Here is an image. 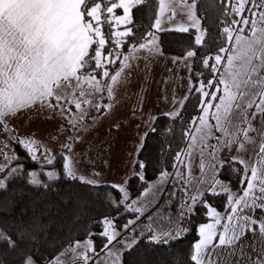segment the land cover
Listing matches in <instances>:
<instances>
[{"label":"snow or ice","instance_id":"6c2138e0","mask_svg":"<svg viewBox=\"0 0 264 264\" xmlns=\"http://www.w3.org/2000/svg\"><path fill=\"white\" fill-rule=\"evenodd\" d=\"M147 3L0 0V133L8 140L5 149L15 145L24 153L11 158L8 151L0 150V157L11 160L0 165V189L6 190L21 175L37 189H49L65 178L97 184L80 172L84 160L76 144L91 109L97 115L109 112L120 89L128 85L126 62L132 56L124 50L130 46L152 52L157 47L155 33L169 30L162 28L165 6L159 0L149 30L138 35L134 9L139 11ZM198 3L183 0L186 20L170 29L179 33L195 29L194 39L178 59L199 60L203 69L191 73L179 109L165 113L173 123L183 122L180 135L185 146L172 155L171 171L165 162L155 180H147L146 165L137 159L128 179L109 186L110 205L118 214L123 210L134 217L123 225L117 217L100 221L107 241L101 251L113 258L111 264H118L120 257L116 244L128 249L137 242L133 235L137 225L143 224L148 238L157 244H170L202 209L208 222L198 225V239L173 264H264V0H215V34L202 25L205 18L197 15ZM175 18L173 11L167 20ZM205 48L207 53L198 56ZM193 98L196 114L187 117L183 113ZM33 114L36 119L59 117L55 136L49 134L58 148L32 133H17L15 122ZM225 152L231 154L227 167L236 176L235 189L231 176L221 179L225 161L220 157ZM23 158L37 167L24 169L19 163ZM133 178L139 182L135 197ZM216 196L225 198L224 214L209 203ZM162 203L176 205L174 218L157 222L154 213ZM0 241L19 247L2 229ZM96 255L88 239L69 244L46 261L20 249L19 264H95Z\"/></svg>","mask_w":264,"mask_h":264},{"label":"trees","instance_id":"16d2710c","mask_svg":"<svg viewBox=\"0 0 264 264\" xmlns=\"http://www.w3.org/2000/svg\"><path fill=\"white\" fill-rule=\"evenodd\" d=\"M158 12L159 0H148V3L139 11L134 9L138 35L140 31L149 30L154 13ZM197 15L205 18L202 20V25L215 34L214 22L218 16L215 0H199ZM194 35L195 29H191L188 33H179L170 29L159 31L160 50L171 55L182 56L188 48V41L194 39ZM130 48L129 46L124 52ZM207 51L206 48L200 50L198 56L205 55ZM190 69V75L192 72L198 73L203 70L199 60L195 62L191 60ZM196 102L193 98L186 105L183 115L187 117L195 115L193 109ZM153 128L156 131H152ZM182 130L183 122L180 120L173 123L165 113L155 117L136 156V160L143 161L146 165L144 174L147 180H155L165 162L171 171L172 155L185 146L180 135ZM15 147L17 153L24 157L23 151ZM19 163L24 169L30 170L37 167L26 158L21 159ZM227 163L228 159L225 160V174L221 179L228 180L231 176L235 189L238 187L235 184L236 176L228 169ZM12 166L16 165L12 164ZM130 183L134 197L138 194L139 182L133 178ZM110 185L109 182L97 183L95 186L84 185L79 181L65 178L53 182L49 189H37L28 184L27 178L23 175L14 178L8 183L6 190L0 189V229L16 240L19 247L13 249L0 241V264H19L20 249L34 252L38 260L43 258V261H46L63 251L69 244L89 236L95 239L96 247L100 248V244H103L105 239L99 233L104 228V225L100 223L104 217H117L116 222L120 225L132 217L123 210L118 214L114 206L110 205L108 196V193L112 191ZM209 203L217 210L225 211L223 196L210 197ZM206 221L202 209L192 218L190 225H185L188 230L178 240H172L170 244H157L147 236H142L131 248L122 251L119 264H173V261L187 253L190 245L198 239V225Z\"/></svg>","mask_w":264,"mask_h":264},{"label":"crops","instance_id":"0c3cea01","mask_svg":"<svg viewBox=\"0 0 264 264\" xmlns=\"http://www.w3.org/2000/svg\"><path fill=\"white\" fill-rule=\"evenodd\" d=\"M177 11L180 15H183L184 9L180 7ZM162 28H172V22H168L166 16H164ZM158 32L155 33L157 47L152 52H149L147 48L143 50L136 49L134 55H131L133 58L132 64L127 70L129 83L126 87L120 89L123 93L119 91V96L123 95V99H117L116 102L121 105L119 110L121 114L117 124L111 123L108 125L109 127L117 125L119 129L117 132L118 144L110 156V160L114 165H112L109 174L110 181L107 180L106 182L124 181L130 176V172L134 168L133 161L136 160L145 134L151 127L155 117L161 113L178 110L180 107L179 102L187 93L191 60H179L178 58L181 56L162 52L158 43ZM133 79L136 81L132 82ZM131 89L136 97L130 103L127 102L125 95ZM99 99V96L95 97L96 101ZM105 102H107L106 97ZM107 113L97 115L93 108L88 118L90 120L94 118V122L91 123L95 125L101 123L102 118ZM59 123L58 116L53 119L47 117L36 119L33 114L17 120L16 126L27 129L28 133L34 134L37 138L42 139L44 143L58 148V144H53L49 140V134L55 136ZM219 212L225 213V211Z\"/></svg>","mask_w":264,"mask_h":264},{"label":"rangeland","instance_id":"374dc122","mask_svg":"<svg viewBox=\"0 0 264 264\" xmlns=\"http://www.w3.org/2000/svg\"><path fill=\"white\" fill-rule=\"evenodd\" d=\"M188 2L190 3L191 1L188 0ZM182 5H183V2H181V0H164V6H165L164 16L168 17L169 15H171L173 11L176 12V18L174 21H172V28L176 24L183 23L186 20V16L180 15L177 11V9H179L180 7H183ZM131 50L132 49L130 48V50L126 51L125 54L134 55V51L136 50H132V51ZM132 60L133 58L130 60V62H126V63H129L131 66ZM129 68L127 70H129ZM134 81L136 80L133 79L132 82ZM120 93H123V91H120ZM134 94L135 93L131 89L127 93V95H125L127 102L131 103L132 100L135 99L136 95ZM117 99L119 100L123 99V95H120ZM120 106L121 105L116 103L113 109L110 110L104 118H102L101 123H98L95 125L91 123L93 122V120H90V118H88L87 116L86 121H85L87 126L84 127L83 130L80 132L81 140L76 144V151L78 154L83 155V160H84V163L80 169V172L82 174H85L87 179H94L95 181H97V183L106 182L107 180L110 181L109 174L111 173V170H112L111 168L113 167L112 165H114L112 160H110V156L113 150L116 149L117 144H118V133L117 132H118L119 127L117 125L109 127L108 125L111 123H115V124L118 123L119 115L121 114L119 111L121 108ZM16 128H17L18 134L28 133L27 129H21L18 126H16ZM6 144H8V140L6 139V134L0 133V150L8 151L9 157L14 158L15 155L17 154V149L15 145H9L8 148L5 149L4 146ZM229 155L231 154L225 152L224 154L221 155L220 158L225 161L228 159ZM10 162L11 160L5 161L2 157H0V165H6V164H9ZM197 162H198V158L196 161H194V164ZM134 170L136 169L133 168L132 171L130 172V175H132ZM194 171L196 172V174H198L199 172L198 168H194ZM121 182L122 181L117 180V181H112L111 184H118ZM175 209H176V205L174 203L171 204L170 207H169V204L162 203L160 211L154 213V219L157 222H160L162 217L173 216L174 218ZM133 218L134 217L132 216L131 219ZM163 222L167 223V220L165 219ZM144 224H148V221L145 220ZM152 227L156 228L157 225L154 223ZM103 230L104 228L99 233L101 234ZM183 234L184 233H182L181 236ZM133 235H136L138 238L142 236L149 237V233L144 228L143 224L137 225L136 232L133 233ZM88 239H91L93 246L96 249L97 255L93 257L95 264H111V260L113 258L107 252L101 251L104 248V245L107 243L106 238L104 239V243L100 244L101 245L100 248L96 247L95 239L91 236L81 240V242H84ZM115 249H121V252H120V257H121V253L124 250L123 245L116 244ZM120 257H119L118 264L120 262Z\"/></svg>","mask_w":264,"mask_h":264}]
</instances>
